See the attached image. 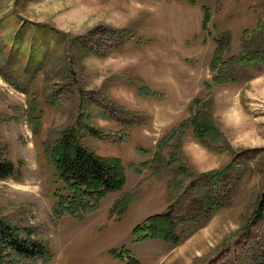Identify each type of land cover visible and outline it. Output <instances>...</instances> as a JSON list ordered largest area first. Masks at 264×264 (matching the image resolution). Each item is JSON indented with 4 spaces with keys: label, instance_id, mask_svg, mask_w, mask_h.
<instances>
[{
    "label": "rangeland",
    "instance_id": "obj_1",
    "mask_svg": "<svg viewBox=\"0 0 264 264\" xmlns=\"http://www.w3.org/2000/svg\"><path fill=\"white\" fill-rule=\"evenodd\" d=\"M194 1L0 0V150L13 166L0 176V220L46 252L0 247V264H125L115 252L127 249L139 264L264 263V0ZM207 109L217 152L190 123ZM71 131L127 175L82 219L56 212L51 154ZM223 170L207 183L224 201L204 227L186 224L174 249L135 243L148 217L189 214L202 196L194 177Z\"/></svg>",
    "mask_w": 264,
    "mask_h": 264
},
{
    "label": "trees",
    "instance_id": "obj_2",
    "mask_svg": "<svg viewBox=\"0 0 264 264\" xmlns=\"http://www.w3.org/2000/svg\"><path fill=\"white\" fill-rule=\"evenodd\" d=\"M191 1L193 3L196 2L194 0ZM210 13L209 10L204 9V28L211 21ZM222 52L223 46L217 49L213 60L214 63L212 62L211 64L212 67H216L215 64L220 62L221 59L219 60V58ZM142 90H145V87L141 88V92ZM150 93L152 92L150 91ZM199 103V101H196V104ZM188 123L181 124L180 128H187ZM190 123L200 143L207 149L217 152L222 133L214 125L210 110L199 111ZM173 132L175 133L176 130ZM96 133L99 134V132ZM211 142H213V145ZM61 143L55 148L54 154H51L56 165V174H58L60 181L63 182V187L55 192L57 198L56 212L59 216H62V212L63 215L67 214L72 218L82 219L88 214V211L96 210L108 193L120 191L124 188L127 182L126 169L122 161L113 158H102L85 148L80 143V138H77L76 133L73 131L70 133L63 132ZM176 147L179 148V145ZM1 157L2 152L0 150V176L11 175L12 164L2 162ZM224 172L225 170L214 171L194 177L189 189L191 191L200 189L202 196L192 200L189 214L181 219L175 212V206H171L164 213L148 217L132 230L135 243L161 241L173 248L182 245L189 238V235L183 230L186 224H188V228L193 225L195 229H201L222 208L224 198L214 191L213 186L210 187L207 183H217ZM181 173L186 177L191 176V174H187L184 166L181 169ZM197 183H201V186L199 187ZM194 230L189 229L188 233L191 234ZM17 239L14 234L8 233L7 228L0 220V247L9 249L12 254L26 259L46 254L42 244L33 242L32 245H29V242L23 243ZM0 253L2 252L0 251ZM0 257L3 258L2 254H0ZM115 257L126 264H139L128 249L122 250L121 254L115 252Z\"/></svg>",
    "mask_w": 264,
    "mask_h": 264
},
{
    "label": "crops",
    "instance_id": "obj_3",
    "mask_svg": "<svg viewBox=\"0 0 264 264\" xmlns=\"http://www.w3.org/2000/svg\"><path fill=\"white\" fill-rule=\"evenodd\" d=\"M152 242V241H151Z\"/></svg>",
    "mask_w": 264,
    "mask_h": 264
}]
</instances>
